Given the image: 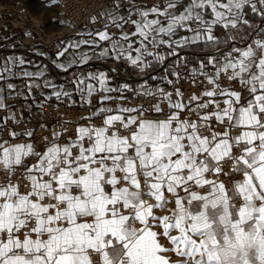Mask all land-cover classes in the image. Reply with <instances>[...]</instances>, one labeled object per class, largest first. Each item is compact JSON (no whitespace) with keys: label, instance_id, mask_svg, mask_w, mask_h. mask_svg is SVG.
Returning a JSON list of instances; mask_svg holds the SVG:
<instances>
[{"label":"snow or ice","instance_id":"1","mask_svg":"<svg viewBox=\"0 0 264 264\" xmlns=\"http://www.w3.org/2000/svg\"><path fill=\"white\" fill-rule=\"evenodd\" d=\"M124 2L58 46L63 83L0 57V264H264V0ZM34 90L100 106L36 140Z\"/></svg>","mask_w":264,"mask_h":264},{"label":"built area","instance_id":"2","mask_svg":"<svg viewBox=\"0 0 264 264\" xmlns=\"http://www.w3.org/2000/svg\"><path fill=\"white\" fill-rule=\"evenodd\" d=\"M139 2V0H138ZM60 3V14L61 17L63 18V21L73 25L72 30H68L60 35H56L53 37H43L41 35L42 33H37L36 38H31L30 40L24 41V35H27V29L28 27H24L23 25L21 27V31L18 34V38L20 41L25 42L26 44H34L36 42H41L44 44L46 48L49 50H56L55 46V40L58 39L59 37L65 35L66 33L75 31L77 27L80 25H86L89 26L91 29H93V25L90 22V17L91 16H97L98 18V23L95 25V28L99 29L102 27L103 20L100 18V12L104 10L105 7L107 6H112L113 0H59ZM152 3V0H149V4ZM124 7L127 8L128 4L125 0L124 2ZM0 27V43L3 41V36H2V31ZM37 29V28H36ZM112 31H116L115 29H112ZM179 87L181 88V91L185 93V95H190L192 93H197L201 91V88L199 86H193L190 83L181 81ZM34 97L39 98L40 94L39 92L34 90ZM22 100V98H17L15 101L9 100V104L14 105L15 111L18 113L22 110V105L18 104V101ZM98 101L97 98H93V104ZM139 102V101H135ZM113 104L115 101L112 102ZM85 109H81L79 106H73V107H68L66 103H60L58 105L48 103L44 107L43 112L41 113L39 111V103L37 108L33 111L32 108L30 110H23V116L24 118L29 121L28 126L30 128L35 129V135L34 138L36 140H40L42 137L49 135L50 131L52 130L53 127L56 126V123L58 120H64L67 123L68 126V133L66 135L68 136H75V127L78 122V120L83 116L85 113ZM4 112H0V114H3ZM35 114L36 118L32 119V115ZM45 123L47 125V128L41 129L40 124ZM94 123L97 125L101 124L100 119H95ZM7 128H14L16 131H20L24 128V125L21 124L19 127H15L11 121H8V124L6 126ZM5 138L8 137L7 130L4 131L3 133ZM17 141H22L18 139ZM15 141V142H17Z\"/></svg>","mask_w":264,"mask_h":264},{"label":"crops","instance_id":"3","mask_svg":"<svg viewBox=\"0 0 264 264\" xmlns=\"http://www.w3.org/2000/svg\"><path fill=\"white\" fill-rule=\"evenodd\" d=\"M108 7L110 6H107L105 8H108ZM249 18L253 21V23L259 22V19L252 13H249ZM85 29H91V28L86 25H80L79 27H77L75 31L66 33L65 35L56 39L54 42L56 46V50L53 51V50H49L48 48H46L44 44H42L41 42H36L31 45L26 44L25 42L20 41V39L18 38L17 30H12L9 28H2L1 31H2V36H3V41L0 43V57H7L9 55L23 56L24 58L33 61L34 64H46L48 66V77L56 81V83L58 84L63 83L66 79L69 78V74L64 73L61 70L57 69L55 65L52 63V61L56 59V53L57 51L60 50V47H63L62 42L66 43L73 39H79V37L76 36V32L83 31ZM128 30L132 31L133 29L129 28ZM220 34H221V30L218 29L217 35H220ZM111 64H113L112 61H108L107 63L98 62V63H92L90 65H86L84 67H85V70L87 71H100V70L107 71L111 67L110 66ZM119 66L125 69L123 70L124 75L116 77V79L119 80L120 82H124V76L130 72V69L124 64H120ZM158 71L162 72L163 70L159 69ZM136 81H137V78L135 76H131L128 79V82L130 83H135ZM16 83L19 84L22 82L17 81ZM165 87H168V86L165 85ZM47 91L48 90L45 89V92ZM42 101H43V97L41 95L39 98H35V104L33 105L32 110L34 111L37 108L38 103L40 104ZM23 103L25 104V101L23 99L18 101L19 105H22ZM27 103L33 104V101L29 100L27 101ZM48 103H52L55 105L60 104L55 100V98H53L51 101H48ZM99 106L100 105L97 101L96 103L93 104L92 109H89V108L85 109V113L83 114V116L87 115L89 111L95 110V108ZM5 115H7L6 112H4L3 114H0V119H2ZM82 117L78 121H81ZM17 142H22V141H17Z\"/></svg>","mask_w":264,"mask_h":264},{"label":"rangeland","instance_id":"4","mask_svg":"<svg viewBox=\"0 0 264 264\" xmlns=\"http://www.w3.org/2000/svg\"><path fill=\"white\" fill-rule=\"evenodd\" d=\"M59 15V0H0V27L17 30L18 34L20 26L28 27L24 41L36 38L37 29L40 33L47 30Z\"/></svg>","mask_w":264,"mask_h":264},{"label":"bare ground","instance_id":"5","mask_svg":"<svg viewBox=\"0 0 264 264\" xmlns=\"http://www.w3.org/2000/svg\"><path fill=\"white\" fill-rule=\"evenodd\" d=\"M57 17H58V19L56 18V20H55L53 25H51L47 30L42 31L41 35H43V37H46V38L47 37H53L54 35L62 34L64 32H66V31H68V30H72L73 25L63 21V18H61V14L59 16H57ZM61 21H62V23H61ZM37 31L40 33L39 29H37L36 32ZM110 66L112 67L113 64H111ZM123 70H125V69H123V68H121L119 66V71H120L121 74L124 73Z\"/></svg>","mask_w":264,"mask_h":264}]
</instances>
